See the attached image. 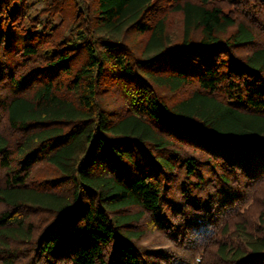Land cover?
Instances as JSON below:
<instances>
[{"label": "trees", "instance_id": "trees-1", "mask_svg": "<svg viewBox=\"0 0 264 264\" xmlns=\"http://www.w3.org/2000/svg\"><path fill=\"white\" fill-rule=\"evenodd\" d=\"M0 264H264V0H0Z\"/></svg>", "mask_w": 264, "mask_h": 264}, {"label": "rangeland", "instance_id": "rangeland-1", "mask_svg": "<svg viewBox=\"0 0 264 264\" xmlns=\"http://www.w3.org/2000/svg\"><path fill=\"white\" fill-rule=\"evenodd\" d=\"M174 20H172L171 24L173 26V28L175 30H177L179 28V18L177 16H175L173 18ZM147 220L146 219H143L139 224L140 225H143V227L145 228L146 230V238L143 239V244L147 245V246H158V243L162 240L161 236L156 232V231H153L151 229V227L146 224ZM158 242V243H157ZM156 243V244H155ZM155 244V245H153Z\"/></svg>", "mask_w": 264, "mask_h": 264}]
</instances>
